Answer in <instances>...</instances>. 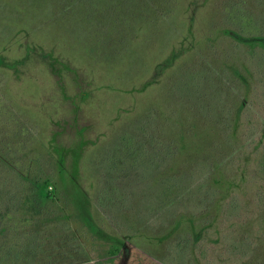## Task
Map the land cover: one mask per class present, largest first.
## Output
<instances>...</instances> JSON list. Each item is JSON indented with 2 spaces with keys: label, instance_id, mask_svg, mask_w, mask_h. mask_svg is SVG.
Here are the masks:
<instances>
[{
  "label": "rangeland",
  "instance_id": "rangeland-1",
  "mask_svg": "<svg viewBox=\"0 0 264 264\" xmlns=\"http://www.w3.org/2000/svg\"><path fill=\"white\" fill-rule=\"evenodd\" d=\"M54 1L0 0V108L32 139L35 169L55 173L50 213L69 225L65 242L49 226L39 263L264 264V71L225 36L221 0H176L158 17L141 0L98 14ZM199 63L216 83L178 92ZM148 114L179 144L151 185L166 170L195 182L164 210L112 220L100 204L106 156ZM8 175L0 168L1 187Z\"/></svg>",
  "mask_w": 264,
  "mask_h": 264
},
{
  "label": "trees",
  "instance_id": "trees-1",
  "mask_svg": "<svg viewBox=\"0 0 264 264\" xmlns=\"http://www.w3.org/2000/svg\"><path fill=\"white\" fill-rule=\"evenodd\" d=\"M65 1L54 2L58 6L66 4L65 8H71L72 4L75 8H89L98 14L100 8L104 10L112 0ZM125 2L130 5L134 3L133 0ZM221 4V29L225 36L230 37L236 47L244 46L255 69L264 71V0H221ZM139 5H145L147 9L153 8V16L158 17L163 12H171L176 0L135 2L136 7ZM197 66L199 68L195 69ZM205 67L199 63L195 64L192 70L182 72L177 76L175 89L196 97L197 95L191 94L198 93L194 91L195 85H210L212 81L215 84V78H209L213 72L210 69L209 73L205 72ZM6 114L5 109L0 108V168L10 174L4 185L0 186V264H42L39 260L48 241L49 234L46 232L51 229L49 226L53 225V232L62 235L65 242L69 225L61 223L63 216L60 214L50 213L51 202H54V199L60 200L59 195L48 189L52 184L55 185V173L47 174L43 170L35 169L36 160L30 153L32 139L24 134L14 117L5 118ZM148 116L150 120L137 124L130 134H123L106 156V177L103 175L106 186L100 191V204L104 213L112 220L117 217H120V222L127 220L132 210L133 213L142 215L149 208L164 210L165 200L174 201L169 196L174 193L173 190L177 191V195H181L186 190V183L195 182L192 173L166 170V175L163 176V181L161 180L162 185H151L160 175V165L163 163L168 167L175 159L179 144L176 138L169 136L165 131V123L162 127L155 116ZM132 136L135 139H132ZM41 155L38 150L36 159ZM145 179L151 181L144 182ZM122 182L128 184H121ZM141 183H144L143 186ZM134 193L138 196L137 203H132ZM62 211H67V208L63 206ZM86 221L93 233L97 234L103 230L93 219L86 218ZM114 242L108 249L113 257L121 251V245Z\"/></svg>",
  "mask_w": 264,
  "mask_h": 264
}]
</instances>
